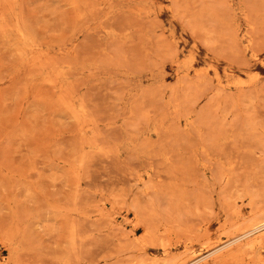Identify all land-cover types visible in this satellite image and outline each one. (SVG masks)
<instances>
[{
    "label": "rangeland",
    "instance_id": "374dc122",
    "mask_svg": "<svg viewBox=\"0 0 264 264\" xmlns=\"http://www.w3.org/2000/svg\"><path fill=\"white\" fill-rule=\"evenodd\" d=\"M264 0H0V264H264Z\"/></svg>",
    "mask_w": 264,
    "mask_h": 264
},
{
    "label": "bare ground",
    "instance_id": "6f19581e",
    "mask_svg": "<svg viewBox=\"0 0 264 264\" xmlns=\"http://www.w3.org/2000/svg\"><path fill=\"white\" fill-rule=\"evenodd\" d=\"M261 230H264V224L260 225V226H257L255 228H252L250 230H247L243 236H246V235H249V234H256L258 232H260Z\"/></svg>",
    "mask_w": 264,
    "mask_h": 264
}]
</instances>
